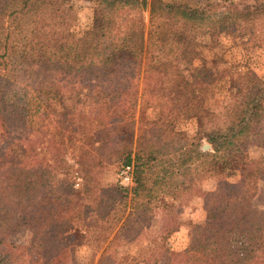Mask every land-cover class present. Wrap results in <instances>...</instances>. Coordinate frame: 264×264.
I'll use <instances>...</instances> for the list:
<instances>
[{
	"label": "trees",
	"instance_id": "trees-1",
	"mask_svg": "<svg viewBox=\"0 0 264 264\" xmlns=\"http://www.w3.org/2000/svg\"><path fill=\"white\" fill-rule=\"evenodd\" d=\"M67 1L0 0V228L15 222L31 231L0 264H76L62 237L73 222L107 241L95 264H264V208L226 182L237 172L264 181V78L244 72L216 113L205 98L217 76L198 51L201 38L215 44L220 34L260 47L264 0H87L92 13L79 35L67 26ZM47 73L99 83L68 94ZM140 73L137 95L129 79ZM151 102L155 119L142 111ZM46 119L57 134L52 166L17 135L40 132ZM178 120L194 130L176 129ZM67 148L77 188L62 159ZM100 149L120 158L117 170L132 165L129 190L97 176L109 160L93 152ZM207 178L218 183L207 230L173 251L167 227L132 257H116L133 227L146 228L158 210L171 218Z\"/></svg>",
	"mask_w": 264,
	"mask_h": 264
},
{
	"label": "rangeland",
	"instance_id": "rangeland-1",
	"mask_svg": "<svg viewBox=\"0 0 264 264\" xmlns=\"http://www.w3.org/2000/svg\"><path fill=\"white\" fill-rule=\"evenodd\" d=\"M92 7V3L87 0L67 1V26L76 35H79L83 31L86 19L92 13ZM144 19L146 20V14H144ZM200 40L202 43L198 51L203 58V63L217 76L214 87L206 95L205 104L211 110L218 113L224 104L227 90L239 81L240 76L244 72L249 70L257 77L264 78V43L260 44V47H253L248 43H243L245 39L240 41L237 38L223 34L217 36L215 44L206 43L204 38ZM43 78L52 80L57 85L62 86L63 90H66L68 94H71L70 92L74 93L72 90L78 91L79 89H83L87 84L99 83L98 79L88 78L83 74L59 76L58 74L47 73ZM129 81L132 82L133 88L138 95L142 85L141 73L137 78L129 79ZM82 93H84V90H82ZM72 101H74L73 98L70 102ZM86 107L87 100L84 101L83 111L87 109ZM142 111L148 119H155L158 115V109L153 102L149 103L147 107L142 108ZM194 127V123L188 121L178 120L175 123V128L181 131H193ZM3 135H6V130L2 131V128H0V137ZM17 135H19L18 138L21 140V144L31 143L35 147L32 156L37 158L44 157L52 166L50 155L58 150L56 143L57 134L55 133L52 121L48 119L44 120L40 132L27 135L19 132ZM16 149H18L16 151H19V147H16ZM93 152L96 155H101V157H109V160L103 163L104 169L98 172L97 176L101 177L100 179L104 184H115L117 182L116 171L121 161L120 158L112 156L113 151L108 149L94 150ZM250 155L255 156V153H251ZM62 159L65 161V164L71 166L72 172L69 174H71L73 187L77 188L81 180L80 175L76 172V165L71 158L69 148L62 153ZM58 173H56V176L61 177V174ZM226 182L237 184L240 187L242 197L248 200L252 206L258 209L264 208V194H261L262 188H264V181L253 177L245 179L242 173L237 172L226 179ZM217 187L218 183L214 178H207L199 183V191L195 195L186 196L182 203L173 209L171 218L164 217L159 210L156 211L146 228L142 227L139 229L133 227L130 230L133 237L132 240L127 241L128 243L124 246L119 245L115 247L117 251L116 257H121L122 259L132 257V255L137 253L139 246L147 244L149 235L158 236L167 227H173V231L168 234L166 240L167 246L173 251L182 250L194 232L205 231L211 226L214 219L213 198ZM34 199L36 200L37 196ZM84 229L81 222H73L64 229L62 237L68 243L67 253L70 257L69 259H72L76 264H95L101 249L107 241L102 240L101 242L103 236L101 230L97 229L94 234L85 237L83 233ZM116 229L117 226H114L112 233ZM30 236L31 231L28 228L15 222L4 227L3 230L0 228V257L1 255L15 254L11 245H25L29 242Z\"/></svg>",
	"mask_w": 264,
	"mask_h": 264
},
{
	"label": "built area",
	"instance_id": "built-area-1",
	"mask_svg": "<svg viewBox=\"0 0 264 264\" xmlns=\"http://www.w3.org/2000/svg\"><path fill=\"white\" fill-rule=\"evenodd\" d=\"M116 181L120 187L126 190L130 189L131 182H132V165L131 164H124L117 170Z\"/></svg>",
	"mask_w": 264,
	"mask_h": 264
},
{
	"label": "water",
	"instance_id": "water-1",
	"mask_svg": "<svg viewBox=\"0 0 264 264\" xmlns=\"http://www.w3.org/2000/svg\"><path fill=\"white\" fill-rule=\"evenodd\" d=\"M209 146H208V144H206V143H203V145H201V149L202 150H205V149H207Z\"/></svg>",
	"mask_w": 264,
	"mask_h": 264
}]
</instances>
